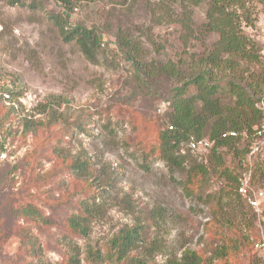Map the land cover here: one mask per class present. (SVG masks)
Returning <instances> with one entry per match:
<instances>
[{"label": "rangeland", "instance_id": "1", "mask_svg": "<svg viewBox=\"0 0 264 264\" xmlns=\"http://www.w3.org/2000/svg\"><path fill=\"white\" fill-rule=\"evenodd\" d=\"M74 1L72 23L97 27L104 36L105 45L95 63L86 59L75 42H64L50 20L53 13L63 11L54 0H0V122L9 114L10 104L1 98L5 90L24 93L14 101L18 109L11 115L13 120L4 123L1 131L20 133L25 118L45 123V128L37 126L26 140L19 138L21 143L26 141L27 150L37 148L38 152L10 178H0V264H21L23 248L30 240L27 236L40 239L37 264H64L67 256L82 261L89 247L100 249L120 230L134 226L141 229L146 247L154 240L161 246L151 254L144 249L137 252L146 264H180L187 250L202 256L204 264H222L213 257L215 248L224 243L223 238L247 234L243 213L254 209L229 190L232 183L220 178L215 163L209 164L208 183L199 186L200 191L195 189L203 201L187 197L182 188L188 167L171 172L156 161L150 171L145 169L143 152L156 142L161 123L159 99L175 83L162 78L163 89L157 95L140 89L116 43L121 33L140 45L145 61L179 62L190 73L218 35L187 34L180 22L187 5L184 0ZM246 7L256 27L244 31L256 41L259 25L264 26V0H248ZM189 9L196 30L206 22L208 5ZM224 97L233 99L228 91ZM49 115L54 122L49 123ZM87 115L92 117L85 126L87 134L64 138L60 153L55 152L52 145L64 135V124ZM38 144L46 150L40 151ZM182 151L198 163H208L210 148L191 151L185 144ZM229 152L224 150L226 164L239 177L247 169L253 171L246 159L242 165ZM76 160L89 163L85 176L68 170V163ZM254 163L264 167V148ZM82 188L87 194L103 193L104 202L97 200L101 209L91 222L89 236L68 243L62 237L65 201ZM253 188L264 191V181L254 182ZM213 195L220 200L218 207L210 199ZM260 203V211L254 210L256 231L264 226V196ZM29 204L42 210L38 221L22 213ZM210 225L212 233L206 230ZM252 255L240 252L234 264H260Z\"/></svg>", "mask_w": 264, "mask_h": 264}, {"label": "trees", "instance_id": "2", "mask_svg": "<svg viewBox=\"0 0 264 264\" xmlns=\"http://www.w3.org/2000/svg\"><path fill=\"white\" fill-rule=\"evenodd\" d=\"M184 1L187 2V5L183 8V18L180 22L187 30V34L195 36L198 32L204 38L212 34L218 35V40L212 44L208 53L197 59L196 63L190 67L192 70L190 73L185 72L184 68L179 66V62L145 61L140 45L130 41L121 33L117 34L116 43L126 61L133 68V77L140 89H146L149 94L157 95L158 91L163 89L162 78L175 83V86L165 94V97L159 99L161 104L157 109L163 107L161 123L156 142L147 153L143 152L145 169L150 171V167L156 161L163 163L171 172L185 170L188 167L187 178L182 184V188H184L187 197L197 196L200 201H203V195L198 196L195 189L200 191L199 186L208 183L209 164L212 163H215L220 178L232 183L233 187L229 190L232 189L238 193L242 176L239 177V174H236L226 164L224 150H229V153H233L236 158L239 157L242 165L246 159V165L253 166V171L246 170L251 172L252 187L254 182L264 181V167L254 163L264 147L256 155L250 157L252 147L257 142L254 134L264 122V114L258 106L264 98L263 44L260 39V36L264 34V26L259 25L256 41H251L245 33L246 27H256L252 14L246 7L248 0ZM54 2L58 7L63 8V11L53 13L50 20L59 30L64 42H75L86 59L95 63L105 45V39L100 29L72 23L74 0H54ZM205 2L208 5L206 22L198 26L196 31L193 13L189 6L198 7ZM5 91L6 93L1 98L3 102L10 105H8L9 114L0 122V153L7 150V145L9 148L15 146L9 152V156H13L20 150L25 152L15 159L8 158L0 165V178L3 176L10 178L22 164L33 156L34 152H38L37 148L27 150L25 148L26 141L21 143L19 138L22 137L26 140L31 132L37 131V126L45 128L44 122L25 118L22 120L23 126L20 133L17 131L13 134L8 129L1 131L5 124L13 120L11 115H14L18 109L14 101L20 100L24 94L22 91L15 92L13 89ZM225 91H228L232 96L231 101H226ZM44 108V112H46L47 106ZM51 117L49 115V123L54 122ZM91 120L92 117L87 115L84 120L75 117L73 121L66 122L62 128L64 135L57 139L55 145H52L53 150L60 153L58 147L64 146L63 139L66 137L73 138L76 134H87L85 126L91 124ZM231 133H236V136H231ZM19 134L20 136H17ZM203 139L213 142L209 151L208 165L203 162L198 163L190 154H184L182 151L185 144ZM242 142H245V145L241 144ZM240 145L244 146L241 150L239 149ZM43 146L38 144V149L45 151L47 147ZM65 160L67 159L64 158V162ZM68 164L70 172L82 176H85L86 172L90 170V165L86 161L76 160ZM9 165H12L11 169L2 175L1 173ZM102 198L103 193L87 194L84 188L75 191L67 198L63 240L71 243L76 238L89 236L91 222L101 209L97 206V200L102 201ZM238 198L240 201L239 194ZM210 199L214 200L218 207L220 200L216 195L211 196ZM41 211L38 206L29 204V207L25 208L22 213L26 214L29 219L38 221ZM251 213H243V219L249 228L248 233L242 236L223 238L224 243L218 245L214 250L213 257L216 262L234 264V256L247 251V253L252 252V257L257 258V261L263 264L254 249V244L261 238L262 232L264 235V226H258L256 231L255 219L257 215L254 210ZM43 223H48V220H44ZM231 227L234 226L230 225V229ZM206 230L208 233L213 232L211 225ZM233 230L237 231L234 228ZM27 238L30 240L23 248V260L19 263L37 264L36 260L41 252V248H38L40 239L30 236ZM150 245L151 247H146L141 229L134 226L130 229L120 230L100 249L89 247L82 261L76 256H67L64 264H146L143 259L137 257V252L144 249L147 252L150 250L151 254L161 248L157 240L150 242ZM204 260L197 252L187 250L183 253L180 264H204Z\"/></svg>", "mask_w": 264, "mask_h": 264}, {"label": "built area", "instance_id": "3", "mask_svg": "<svg viewBox=\"0 0 264 264\" xmlns=\"http://www.w3.org/2000/svg\"><path fill=\"white\" fill-rule=\"evenodd\" d=\"M261 42L263 44V50H262V57L264 59V34L260 36ZM259 108L262 110L264 114V98L261 100V102L258 104ZM161 112V110H159ZM231 136H236V133H231ZM227 136V135H224ZM256 137L257 142L252 147L250 157H253L256 155L264 146V122L260 127L256 129V132L254 134ZM213 145V142L209 139H203L201 141H192L189 144V148L191 151H198L199 149H209ZM7 150L0 153V165L6 161L8 158L15 159L18 156H22L25 152L24 150H20L18 153L14 154L13 156H9V152L11 149H14L15 146L12 148H9L8 145L6 146ZM251 159V158H250ZM254 188L251 184V172L246 171L242 177L240 178V185L238 187V194L246 200L248 205L253 208L256 212L260 211L261 206V198L264 196L263 191H254ZM255 251L259 254V257L262 259L264 264V235L262 232L261 238L254 244Z\"/></svg>", "mask_w": 264, "mask_h": 264}]
</instances>
